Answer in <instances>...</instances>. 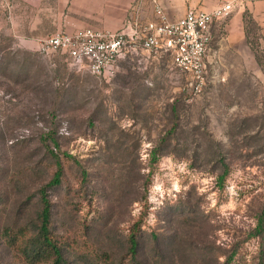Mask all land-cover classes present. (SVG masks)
Returning a JSON list of instances; mask_svg holds the SVG:
<instances>
[{
	"label": "rangeland",
	"instance_id": "374dc122",
	"mask_svg": "<svg viewBox=\"0 0 264 264\" xmlns=\"http://www.w3.org/2000/svg\"><path fill=\"white\" fill-rule=\"evenodd\" d=\"M13 3L0 0V264H29L44 197L66 264H127L132 231L146 264H264V68L214 67L196 94L165 51L138 50L97 76L20 38Z\"/></svg>",
	"mask_w": 264,
	"mask_h": 264
},
{
	"label": "crops",
	"instance_id": "0c3cea01",
	"mask_svg": "<svg viewBox=\"0 0 264 264\" xmlns=\"http://www.w3.org/2000/svg\"><path fill=\"white\" fill-rule=\"evenodd\" d=\"M11 19L15 31L25 41L38 40L65 30L75 32L85 27L120 29L139 4L144 19L155 18L151 0H14ZM170 18L182 16L191 8L214 10L228 2L231 12L217 19L212 27L213 41L207 61L209 71L223 65L264 68V56L258 61L256 52H264V0H160ZM134 15L137 13L133 11ZM255 24L257 34L248 31ZM247 60V62H245Z\"/></svg>",
	"mask_w": 264,
	"mask_h": 264
},
{
	"label": "built area",
	"instance_id": "2783aa9c",
	"mask_svg": "<svg viewBox=\"0 0 264 264\" xmlns=\"http://www.w3.org/2000/svg\"><path fill=\"white\" fill-rule=\"evenodd\" d=\"M151 2L153 19L141 17L139 4H135L132 16L120 29L58 30L41 39L39 49L62 53L72 63L84 64L93 74L107 78L116 74L118 61L130 52L165 51L173 64L191 77L194 92L201 93L210 73L207 56L212 49L213 24L231 12L232 4L228 2L211 11L191 8L182 16L170 18L160 0Z\"/></svg>",
	"mask_w": 264,
	"mask_h": 264
},
{
	"label": "trees",
	"instance_id": "16d2710c",
	"mask_svg": "<svg viewBox=\"0 0 264 264\" xmlns=\"http://www.w3.org/2000/svg\"><path fill=\"white\" fill-rule=\"evenodd\" d=\"M63 167L59 168L54 176L52 183L60 182ZM51 205L44 197V208L41 213V224L37 234L30 236L23 243V254L29 264H40L51 260V264H66L67 259L64 250L58 240L54 237L50 228ZM130 258L127 264H146L139 258L138 244L139 238L135 231H132L128 237ZM22 246V245H21Z\"/></svg>",
	"mask_w": 264,
	"mask_h": 264
}]
</instances>
